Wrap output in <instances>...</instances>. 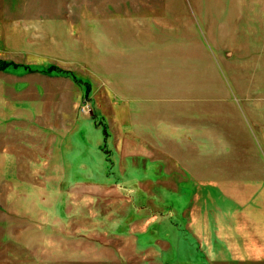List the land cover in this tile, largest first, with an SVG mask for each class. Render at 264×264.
Masks as SVG:
<instances>
[{"label":"rangeland","instance_id":"rangeland-1","mask_svg":"<svg viewBox=\"0 0 264 264\" xmlns=\"http://www.w3.org/2000/svg\"><path fill=\"white\" fill-rule=\"evenodd\" d=\"M244 104L255 127L264 0H0V264H264V180H191L140 137L160 109L217 147Z\"/></svg>","mask_w":264,"mask_h":264},{"label":"crops","instance_id":"crops-1","mask_svg":"<svg viewBox=\"0 0 264 264\" xmlns=\"http://www.w3.org/2000/svg\"><path fill=\"white\" fill-rule=\"evenodd\" d=\"M247 107L249 108L247 104L240 106L239 115L234 117V133H231L233 136H230L233 137L232 141L219 138V143L215 144L217 147L211 148L210 136L212 133L215 136L224 135L225 129L222 126L216 127L214 125L213 128L218 130L211 131L212 126L209 120L199 122L198 125H191L193 123V121H190L191 119L188 120L186 117L179 119L177 117L179 114L174 117L168 116V114L161 115L159 113L160 109L157 110L156 115H152L156 119L155 123L160 125V123H157L158 120L160 122L166 120L169 125L165 122L166 126L161 125V128L155 130V133H152L154 132L153 128L149 130L144 126L146 131L140 134V137L145 142L146 140L149 142L150 139H154L156 142L159 139L157 145H155L154 155L161 162L169 160L170 171L180 170L185 176H189L191 180L229 178L234 175L240 185L242 184L240 181H244L248 186H252L253 182L264 180V165L260 157V153L264 154V151L261 147L258 148L257 144V138L258 141L259 139L264 140V108H261L259 116L250 115V120L255 125V127H252L247 124V120L244 121L243 109ZM248 108L247 112L249 113ZM143 112L147 114L145 111ZM181 112L184 114L183 110ZM254 130H257L259 135H256ZM229 145L233 148V160H228V157L225 156L226 147ZM228 161H233V166ZM164 169L166 170V168Z\"/></svg>","mask_w":264,"mask_h":264},{"label":"built area","instance_id":"built-area-1","mask_svg":"<svg viewBox=\"0 0 264 264\" xmlns=\"http://www.w3.org/2000/svg\"><path fill=\"white\" fill-rule=\"evenodd\" d=\"M81 107H82V108H81L82 111H86V112L89 111V106L87 105V103H83Z\"/></svg>","mask_w":264,"mask_h":264}]
</instances>
